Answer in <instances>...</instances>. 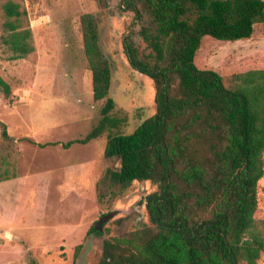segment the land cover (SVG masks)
Returning a JSON list of instances; mask_svg holds the SVG:
<instances>
[{
	"label": "trees",
	"instance_id": "1",
	"mask_svg": "<svg viewBox=\"0 0 264 264\" xmlns=\"http://www.w3.org/2000/svg\"><path fill=\"white\" fill-rule=\"evenodd\" d=\"M122 4L134 14L144 44L140 49L133 37L125 36L124 53L133 69L153 80L156 112L130 135L111 134L126 118L112 116L111 67L99 45L98 21L83 14L93 101L104 105L98 124L63 147L107 134L104 157L117 159L118 166L106 170L102 185L114 193L139 181L157 190L144 200L151 226L129 238L105 240L100 264H259L264 253L258 202V183L264 177V70L225 78L198 69L195 60L206 36L249 39L254 26L264 23V0ZM3 12L0 39L7 60L24 59L35 50L27 12L10 0ZM0 92L10 98V85L1 77ZM0 127L10 139L5 124ZM47 145L52 144L40 147ZM109 217L102 215L88 234L101 235Z\"/></svg>",
	"mask_w": 264,
	"mask_h": 264
},
{
	"label": "rangeland",
	"instance_id": "2",
	"mask_svg": "<svg viewBox=\"0 0 264 264\" xmlns=\"http://www.w3.org/2000/svg\"><path fill=\"white\" fill-rule=\"evenodd\" d=\"M7 1L0 0V36ZM10 1L26 10L35 50L7 60L0 39V77L11 88L9 99L0 92V122L10 137L0 127V179L9 178L0 182V264H100L105 240L151 226L144 200L157 186L135 181L112 193L102 185L106 170L118 166L104 157L107 134L63 147L98 124L104 105L93 101L80 17L93 14L98 21L99 45L111 67L112 116L126 118L111 134L130 135L156 112L153 80L130 66L123 48L128 35L144 48L140 26L122 0ZM195 65L225 78L264 70V23L249 39L206 36ZM45 144L52 145L40 147ZM258 202L264 219V177ZM104 214L110 217L102 234H88ZM258 263L264 264V253Z\"/></svg>",
	"mask_w": 264,
	"mask_h": 264
}]
</instances>
